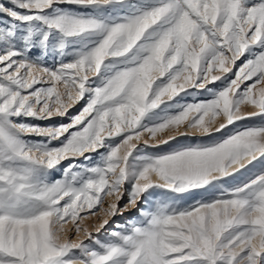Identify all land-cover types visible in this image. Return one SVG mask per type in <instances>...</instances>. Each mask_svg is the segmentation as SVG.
<instances>
[{
    "label": "snow or ice",
    "instance_id": "6c2138e0",
    "mask_svg": "<svg viewBox=\"0 0 264 264\" xmlns=\"http://www.w3.org/2000/svg\"><path fill=\"white\" fill-rule=\"evenodd\" d=\"M0 264H264V0L0 2Z\"/></svg>",
    "mask_w": 264,
    "mask_h": 264
},
{
    "label": "rangeland",
    "instance_id": "374dc122",
    "mask_svg": "<svg viewBox=\"0 0 264 264\" xmlns=\"http://www.w3.org/2000/svg\"><path fill=\"white\" fill-rule=\"evenodd\" d=\"M0 2L7 3V0H0ZM242 62H243V58H242L240 61H237V67H239V65H240ZM47 63H48L49 66H51L52 63H53V61H52L51 59H49V60L47 61ZM233 71H235V69H234ZM216 74H217V75H220V73H216ZM248 83H251V82H248ZM37 87H39V85H38ZM208 87L219 88V87H221V84H220L219 82H217L216 84H214V85H209ZM198 95H199V98H200V99H207V98H208V97H207V94H206L205 92H201V93H199ZM189 99H191V98L189 97ZM82 106H83V102H81L80 104H77L73 109H71V111H70V115H75V114H77L78 111L81 109ZM243 110H245V111H251V109L248 108L247 106H244ZM52 122H54V123H59V122H61V121H60V118H54V120H53ZM63 122H65V123L68 122L67 117L64 118ZM256 122H258V120L249 121L248 123H256ZM42 123H47V122H42ZM134 142H135V141H134ZM164 150H167V149H166V148H161V149H149V151H164ZM93 155H95V154H93ZM64 163L66 164L67 161H65ZM256 163H257V169H258V168L260 167V165H259V162H256ZM55 178H60V176H59L58 173L55 174ZM241 179H242V178H241ZM237 182H238V181H232V180L229 181L230 184H235V183H237ZM158 195H159V194H158ZM111 202H112V201H111L110 198H106V200H105V207L107 206L108 203H111ZM126 202H127V197H125V199L122 200V201L120 202L121 206H123V204H125ZM143 207H145V205H143V204L138 205V206H137V209L127 211V212H125L123 215H120V216H116V217H114V218H111V219H110L109 226H108L109 230L115 228V225L118 224V223H119V224H124V223H127L129 220H134V219H136V218L139 216V211H138V209H139V208H143ZM102 215H103V213L101 212V213L99 214V216H89V218H88L87 220L83 221L82 227H88L89 230L92 231L93 234L95 235V228H94L93 226H94L96 223L99 222V218H100V216H102ZM72 227H73V226H72L71 224L67 225V228H69V229H71ZM80 238H81V239L84 238V237H83V234H81V237H80ZM99 238L103 240V239H106V236L103 235V234H101ZM85 242L88 243L87 240H85Z\"/></svg>",
    "mask_w": 264,
    "mask_h": 264
}]
</instances>
